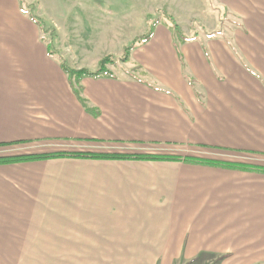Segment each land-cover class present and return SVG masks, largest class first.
<instances>
[{
    "label": "crops",
    "instance_id": "1",
    "mask_svg": "<svg viewBox=\"0 0 264 264\" xmlns=\"http://www.w3.org/2000/svg\"><path fill=\"white\" fill-rule=\"evenodd\" d=\"M192 1L197 36L178 41L159 22L132 51L144 75L80 86L18 15L25 41L0 40V148L264 167V0ZM0 259L264 264V172L184 159L0 163Z\"/></svg>",
    "mask_w": 264,
    "mask_h": 264
},
{
    "label": "rangeland",
    "instance_id": "2",
    "mask_svg": "<svg viewBox=\"0 0 264 264\" xmlns=\"http://www.w3.org/2000/svg\"><path fill=\"white\" fill-rule=\"evenodd\" d=\"M202 10L193 7L192 0H0V40L16 37V40L25 41L23 27H18L16 17L21 15L30 19L33 16L43 23V27L37 26L33 39L39 37L62 66L94 70L105 57L121 58L125 47L145 36L149 23L161 13L174 20L172 23L160 16L159 22L170 25L176 40L179 41L180 32L192 38L197 36L198 20H192V16L201 14ZM132 51L128 61L107 64L109 73L105 76L144 75L137 62L131 59ZM80 80L77 79V86ZM196 151L214 157L225 154ZM13 153H16L14 148H0V156H12ZM8 261L12 264H183L180 259H6L4 264Z\"/></svg>",
    "mask_w": 264,
    "mask_h": 264
},
{
    "label": "trees",
    "instance_id": "3",
    "mask_svg": "<svg viewBox=\"0 0 264 264\" xmlns=\"http://www.w3.org/2000/svg\"><path fill=\"white\" fill-rule=\"evenodd\" d=\"M160 16H165L168 20H170L172 23L174 20L172 17L166 16V14H159V16L151 21L149 23V30L145 36L140 37L139 40L133 41L130 45L125 47V51L123 53V56L121 58H115V57H105L103 60H101L98 67L94 70H89L86 68L83 69H72L67 65H64L63 68L66 70L69 74L77 76V79H81L85 76H91V77H99L101 75H108L109 70L107 69V64L109 63H116V61H128L130 52L135 48L136 45L142 44L144 42H147L150 40L153 36L154 28L160 21ZM151 19V15L149 16ZM31 19L38 24V26L43 27V23L36 17H31ZM174 28L176 31L179 32V29L176 25H174ZM81 157V158H144V159H154V160H186L191 162H199V163H206V164H214V165H224L228 167H234V168H240V169H250V170H257L264 172V167H258V166H251V165H242V164H232V163H224V162H218V161H211V160H204V159H197L192 157H180V156H171V155H147V156H121V155H98V154H91V153H57V154H50V155H12V156H0V163L5 162H15V161H26V160H32L37 158H50V157Z\"/></svg>",
    "mask_w": 264,
    "mask_h": 264
}]
</instances>
